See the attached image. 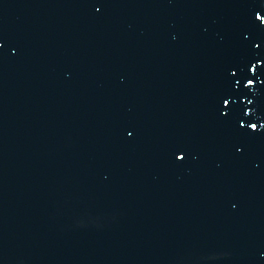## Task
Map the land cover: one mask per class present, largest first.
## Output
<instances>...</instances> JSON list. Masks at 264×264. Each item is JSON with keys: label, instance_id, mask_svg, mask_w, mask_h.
<instances>
[{"label": "water", "instance_id": "1", "mask_svg": "<svg viewBox=\"0 0 264 264\" xmlns=\"http://www.w3.org/2000/svg\"><path fill=\"white\" fill-rule=\"evenodd\" d=\"M0 264H264V0H0Z\"/></svg>", "mask_w": 264, "mask_h": 264}, {"label": "snow or ice", "instance_id": "2", "mask_svg": "<svg viewBox=\"0 0 264 264\" xmlns=\"http://www.w3.org/2000/svg\"><path fill=\"white\" fill-rule=\"evenodd\" d=\"M180 159L182 160V159H184V157H183V156H181V157H180Z\"/></svg>", "mask_w": 264, "mask_h": 264}]
</instances>
